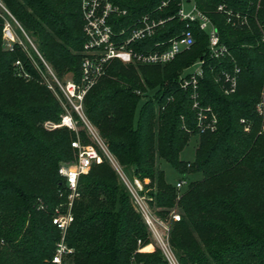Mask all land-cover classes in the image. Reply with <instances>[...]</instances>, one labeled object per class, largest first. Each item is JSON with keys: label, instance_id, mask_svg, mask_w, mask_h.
Wrapping results in <instances>:
<instances>
[{"label": "trees", "instance_id": "16d2710c", "mask_svg": "<svg viewBox=\"0 0 264 264\" xmlns=\"http://www.w3.org/2000/svg\"><path fill=\"white\" fill-rule=\"evenodd\" d=\"M112 1L126 10L111 17L116 31L135 25L146 13L172 17L155 36L133 43L136 50L154 49L156 42L188 29L195 43L166 64L113 60L108 74L89 91L90 118L121 164L149 180L145 186L161 215L173 208L177 192L160 159L180 174L202 175L179 201L183 216L175 222L172 244L183 264H264V130L257 109L264 91V9H256L252 0H196L229 49L226 56L213 58L207 32L179 17L181 0ZM3 2L59 74L79 72L85 42L81 0ZM220 4L245 14L248 23H229ZM2 28L0 18V264H56L62 234L53 218L67 213L70 194L60 161L71 159L72 138L66 128L48 132L39 124L59 119L61 109L38 82L15 76L16 60L36 72L20 47L2 50ZM201 59L199 99L217 117L214 129L199 127L192 90L180 84L184 69ZM235 66L240 68L238 86L226 94L218 78ZM195 135L193 160L181 159ZM116 178L106 161L79 177L81 197L73 202L74 220L66 232L73 252L62 264H168L158 250L140 251L151 242L150 232Z\"/></svg>", "mask_w": 264, "mask_h": 264}, {"label": "built area", "instance_id": "2783aa9c", "mask_svg": "<svg viewBox=\"0 0 264 264\" xmlns=\"http://www.w3.org/2000/svg\"><path fill=\"white\" fill-rule=\"evenodd\" d=\"M260 2H256V7H261ZM188 3L193 2L192 9L186 11L184 7V0H181L178 15L181 19L187 20L188 25L197 23L200 29L207 32L209 36V54L213 58H221L229 54L228 47L221 42L219 31L211 18L203 12L197 4L196 0H187ZM167 5V1L163 2V6ZM264 6V5H263ZM81 9L84 19V33H85V56L82 60V75L84 80L89 83V86L95 84L97 78L104 73L107 64L115 59L122 61L125 64L141 63V64H166L177 57L181 52L190 49L195 43V36L191 29L186 30L182 35L173 37L168 41L156 42L154 49L138 51L133 46L137 41H143L146 38L156 35L157 30L165 24L169 18L152 17L151 14L141 16L135 25L130 27H123L116 33L111 17L113 15L126 14V10H121L112 0H81ZM218 10L227 14V20L234 26H241L248 23V18L245 14L234 11L228 8L226 4H220ZM3 35L8 40L16 42V37L13 32L11 24H6L3 28ZM203 59L198 60L191 67L194 69L187 75L180 78V84L184 89L192 90L193 108L197 111L198 125L202 129H214L217 124V117L213 114L211 107L202 106L198 85L199 78L203 75ZM240 68L235 66L234 70H223L219 81L223 82L224 92L231 94L236 91L238 86V74ZM79 88V87H78ZM87 89L83 88L77 91V85L71 83L68 85V92L71 96L82 97ZM259 109L264 107V99L259 102ZM210 113V118L207 117ZM64 124L71 127L73 121L71 118H65ZM73 146L78 147V142H73ZM98 154L94 149L82 150L79 153V160L74 165L60 167V174L66 180V186L70 191L69 198L72 206L73 200L79 197L78 191L79 177L82 174L88 173L93 159L97 158ZM138 186L139 180H136ZM187 184L185 178H179L175 187L182 188ZM131 191L138 200L144 218L149 226L152 236L156 239L160 246L164 259L168 264H180V261L172 249L169 241L165 239L163 232L157 226L154 218L149 214L147 208L142 203L140 196L135 188L131 187ZM181 214L175 209L172 213V221L177 222L181 220ZM74 220L72 212L59 214L53 218V223L61 231V239L56 245V250L53 256V262L62 264L64 258L73 252V248L69 247L66 242V232Z\"/></svg>", "mask_w": 264, "mask_h": 264}, {"label": "rangeland", "instance_id": "374dc122", "mask_svg": "<svg viewBox=\"0 0 264 264\" xmlns=\"http://www.w3.org/2000/svg\"><path fill=\"white\" fill-rule=\"evenodd\" d=\"M257 1L260 2L259 0H252L254 4H256ZM263 5H264V0H261V7L259 8L256 7V9H260V8L264 9ZM192 6H193V2L188 3L187 0H184V7L187 12L192 9ZM121 10H125V9H121ZM156 13L157 11L146 13V14H151L152 17H155ZM146 14H143V15H146ZM120 15H124V14H120ZM116 16H119V15H116ZM82 17H83V13H82ZM0 18L3 20V28L6 24H9V23L11 24L13 32L16 37V42L12 43L11 41H8L4 37V35H2V46H1L2 50L12 52L16 47H20L25 52L27 56V61L29 62L31 67L36 72V75L32 74L28 70V68L25 66V63L23 61L16 60V62H13V70H14L15 76L20 79H23L26 82H30V81L38 82L40 86L47 89V91L50 93L49 95L51 96V100L57 103L61 109V112L59 113V119L47 118L39 122L42 128H44L48 132H56L58 130L66 128V131L71 135L72 145L70 143L71 148L69 152V158L71 159L68 160L66 158L64 160H61L60 167L62 165H66V166L74 165L75 163L78 162L79 153L82 150L94 149L97 152L98 157L93 159L90 169L92 166L96 164H100L104 161H106L109 164V166L112 168L114 173H116L117 183L121 186L122 189L128 192L135 210L141 214L142 219L150 232L151 242L147 244L146 246L142 247L140 251L147 252V253H153L156 250H158L162 254L161 248L157 244L156 239L152 236L149 226L144 218V215L142 213V208L138 200L135 198V196L133 195L131 191V187L136 189V191L138 192V195L140 196L142 200V203L147 208L149 214L154 218L157 226H159L160 230L163 232L165 239L169 241L172 249L174 250L175 254L177 255L180 261V264H183L180 258L181 251L176 249L172 244V235H173V230L175 227V222L172 221V213L175 209H177V212H179L181 216H183L181 208L179 207V201L182 198V196L185 194V192L190 188L191 183L200 179L202 175L200 173L180 174L179 172L175 170V168L169 162H167L164 159H160L158 161V165L161 169L165 171L166 180L169 183L173 184L174 187H175L176 181L179 178H185L187 180V184L183 186L182 188L177 189L175 187L176 192H177L176 203L173 206V208L167 213V215L165 216L161 215L158 212L159 208H156L151 203L153 201V198L149 194L151 189L145 186L146 184H148L149 180H145V182L142 181L134 173L133 167L130 169H127L123 164H121V162L116 157V155L110 150L107 140L102 136V134L100 133V130L95 125V123L92 121L87 111V100H88L89 91H91V89L94 86H96L104 76L108 74V68L112 61L108 62L107 68L104 71V73H102L97 78V81L95 82V84L90 87L89 83L86 80H84L83 75H82V62L80 65L79 72L73 69H69L59 74L56 71V68L54 67V65L40 50L35 37L23 27V25L19 22V20L15 17V15L11 12V10L6 6L3 0H0ZM3 28H2V34H3ZM82 30L84 32V19H83ZM119 31L120 30L116 31V33ZM85 40H86V37H85ZM161 41H165V40H161ZM71 51L74 54L79 53V51H76L73 48L71 49ZM82 52H83V58H84L86 54L84 46H83ZM193 69L194 67H191V66L184 69V71L180 75V78L182 77L183 74L184 76L189 74ZM71 83H74L77 85V91H80L83 88L87 89L86 92L83 93L84 95L82 97H78V96L73 97L71 96V94H69L68 85ZM150 91L149 92L151 96L153 95L154 91L152 90ZM263 99H264V91L262 92V98L260 102ZM143 100L145 99L143 98ZM258 106H259V103L257 105V109L263 115L262 129L264 130V107L262 108V110H260ZM66 117L72 119L73 125L71 127L64 124V120ZM244 129L246 131L250 130L249 123L245 125ZM75 141L78 142L79 144L78 147L73 146V142ZM198 141H199V135H195L191 137L189 144L181 152V159L187 160V161L193 160L195 156V151H196ZM137 179L139 180L141 186H138V184L136 183ZM78 191L80 195L77 198H80L81 191L79 190V185H78ZM68 200H69V203L67 204V210H68L67 213L70 211L72 212V206H73V204L72 206L70 204L71 198H69V196H68ZM38 203L41 205L43 204L40 199L38 200Z\"/></svg>", "mask_w": 264, "mask_h": 264}]
</instances>
